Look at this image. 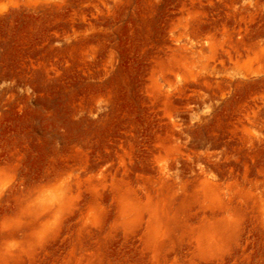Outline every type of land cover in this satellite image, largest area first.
Returning a JSON list of instances; mask_svg holds the SVG:
<instances>
[{
	"label": "rangeland",
	"instance_id": "rangeland-1",
	"mask_svg": "<svg viewBox=\"0 0 264 264\" xmlns=\"http://www.w3.org/2000/svg\"><path fill=\"white\" fill-rule=\"evenodd\" d=\"M0 264H264V0H0Z\"/></svg>",
	"mask_w": 264,
	"mask_h": 264
}]
</instances>
